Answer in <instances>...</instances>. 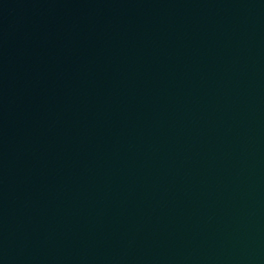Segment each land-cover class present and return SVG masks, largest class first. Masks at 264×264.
Wrapping results in <instances>:
<instances>
[{
    "label": "water",
    "instance_id": "1",
    "mask_svg": "<svg viewBox=\"0 0 264 264\" xmlns=\"http://www.w3.org/2000/svg\"><path fill=\"white\" fill-rule=\"evenodd\" d=\"M0 264H264V0H0Z\"/></svg>",
    "mask_w": 264,
    "mask_h": 264
}]
</instances>
